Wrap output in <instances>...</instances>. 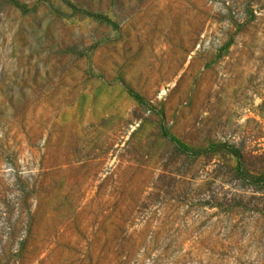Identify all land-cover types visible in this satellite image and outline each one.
Listing matches in <instances>:
<instances>
[{
    "label": "rangeland",
    "instance_id": "obj_1",
    "mask_svg": "<svg viewBox=\"0 0 264 264\" xmlns=\"http://www.w3.org/2000/svg\"><path fill=\"white\" fill-rule=\"evenodd\" d=\"M16 1L0 264H264V0Z\"/></svg>",
    "mask_w": 264,
    "mask_h": 264
},
{
    "label": "trees",
    "instance_id": "obj_2",
    "mask_svg": "<svg viewBox=\"0 0 264 264\" xmlns=\"http://www.w3.org/2000/svg\"><path fill=\"white\" fill-rule=\"evenodd\" d=\"M10 1H12L15 5L19 6L20 8H23V4L18 3L16 0H10ZM87 14L92 15L94 17L107 19L106 16L104 14H101V13L87 12ZM192 151L196 152V151H198V149H193ZM247 175H248V177H251L250 179L253 182L264 184V176H263V174L262 175L260 174L258 176H255V175H252V174H247Z\"/></svg>",
    "mask_w": 264,
    "mask_h": 264
}]
</instances>
